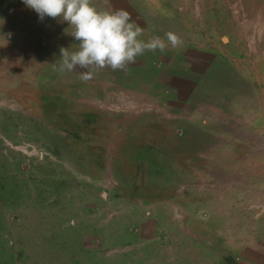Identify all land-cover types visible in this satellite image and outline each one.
Wrapping results in <instances>:
<instances>
[{
  "label": "rangeland",
  "instance_id": "374dc122",
  "mask_svg": "<svg viewBox=\"0 0 264 264\" xmlns=\"http://www.w3.org/2000/svg\"><path fill=\"white\" fill-rule=\"evenodd\" d=\"M212 75L225 87L208 95L222 101L190 121L148 110L137 93L112 102L87 87L2 88L0 264H209L233 241L264 237V149L254 151L264 136L234 110L248 93L238 77ZM124 135L140 151H103Z\"/></svg>",
  "mask_w": 264,
  "mask_h": 264
},
{
  "label": "crops",
  "instance_id": "0c3cea01",
  "mask_svg": "<svg viewBox=\"0 0 264 264\" xmlns=\"http://www.w3.org/2000/svg\"><path fill=\"white\" fill-rule=\"evenodd\" d=\"M232 2L93 0L94 6L100 10L122 8L128 11L144 30L139 37L142 40L147 41L153 36L163 38L165 33L171 31L182 39L183 44L178 48L169 46L163 52L157 50L138 56L136 63L129 65L127 74L104 68L97 71L90 81L82 82L78 75L82 69L61 74L52 67L60 59L61 47L69 48V51L77 48L78 42L65 32L68 24L60 18L45 17L40 20L38 14L28 9L22 0H0V92L2 88L19 86L15 82L22 79L30 81L29 88L66 86L71 89H98L99 93H110L106 97L114 98L112 102L123 101V98L129 101L137 93L145 96L146 102L142 103L148 104V110L165 112L169 118L179 117L190 121L196 111H205L204 108L198 109L200 105L206 104L207 110L209 98L216 105L221 103V93L219 95L215 91L217 96L213 97L208 94H212L210 89L225 87V83L212 74L227 68L239 79L234 81L233 87L248 89V93L239 92L241 96L238 95L233 102L234 110L247 112L250 126L254 129L250 134L263 137L264 0H250L248 8L239 1L238 9L233 7ZM180 7L183 8L181 14L174 12ZM162 24L166 25L164 31H160ZM20 39L29 41L31 47L26 48H30V51H20ZM25 63L27 68L23 66ZM17 71L20 78L15 75ZM198 76L201 78L197 79ZM65 77L68 79L65 80ZM119 91L121 96H117ZM203 92L207 95H203ZM137 102L141 103L140 100ZM151 103L153 106L149 105ZM139 118L154 121L146 116ZM185 124L189 129L187 122ZM127 137L124 135L117 139L113 148L106 144L108 137L104 140L105 144H100L105 152L119 149L140 151L136 146L128 145ZM98 139L100 135L95 136V141ZM91 146L94 148L95 144ZM254 146V151L264 149L256 144ZM138 164V161L133 163ZM234 242L232 254L228 257H223L224 253L215 256L209 254L210 250L207 251L210 256L206 255L211 259L209 264H264V237L249 240L239 248ZM191 255L194 253L191 252Z\"/></svg>",
  "mask_w": 264,
  "mask_h": 264
},
{
  "label": "clouds",
  "instance_id": "9594fccd",
  "mask_svg": "<svg viewBox=\"0 0 264 264\" xmlns=\"http://www.w3.org/2000/svg\"><path fill=\"white\" fill-rule=\"evenodd\" d=\"M34 10L40 20L45 17L60 18L68 24L65 32L78 43L75 51L60 48V59L52 64L61 74L82 69L78 75L82 82L93 79L104 68L127 74L129 65L146 52L165 51L169 46H182V39L174 32L164 37L153 36L147 41L140 39L143 28L124 9L100 10L93 0H22ZM69 29L71 31L69 32Z\"/></svg>",
  "mask_w": 264,
  "mask_h": 264
}]
</instances>
